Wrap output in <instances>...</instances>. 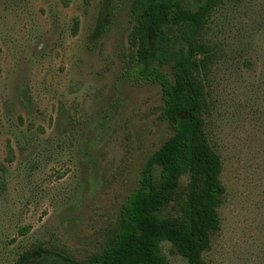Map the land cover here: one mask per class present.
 Segmentation results:
<instances>
[{
	"label": "rangeland",
	"instance_id": "rangeland-1",
	"mask_svg": "<svg viewBox=\"0 0 264 264\" xmlns=\"http://www.w3.org/2000/svg\"><path fill=\"white\" fill-rule=\"evenodd\" d=\"M134 1L0 0V264L38 246L81 262L101 251L173 133L161 85L127 76ZM203 34L218 49L207 132L227 189L204 257L264 264V0H222ZM162 253L189 264L169 241Z\"/></svg>",
	"mask_w": 264,
	"mask_h": 264
},
{
	"label": "trees",
	"instance_id": "trees-1",
	"mask_svg": "<svg viewBox=\"0 0 264 264\" xmlns=\"http://www.w3.org/2000/svg\"><path fill=\"white\" fill-rule=\"evenodd\" d=\"M221 1L133 2L127 76L136 83L161 85V118L173 133L149 157L101 251L81 262L38 246L16 264H175L162 253L163 241L171 242L189 264H207L204 253L211 248L213 232L221 228L219 208L227 189L222 157L207 132L209 80L218 49L203 29ZM78 25L76 18L74 33ZM167 208L173 211L163 214Z\"/></svg>",
	"mask_w": 264,
	"mask_h": 264
}]
</instances>
